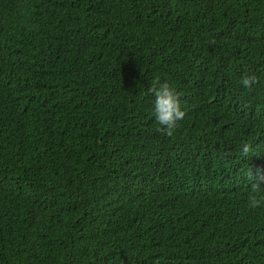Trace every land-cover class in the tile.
<instances>
[{"label":"trees","instance_id":"1","mask_svg":"<svg viewBox=\"0 0 264 264\" xmlns=\"http://www.w3.org/2000/svg\"><path fill=\"white\" fill-rule=\"evenodd\" d=\"M261 177L264 0H0V264H264Z\"/></svg>","mask_w":264,"mask_h":264},{"label":"clouds","instance_id":"2","mask_svg":"<svg viewBox=\"0 0 264 264\" xmlns=\"http://www.w3.org/2000/svg\"><path fill=\"white\" fill-rule=\"evenodd\" d=\"M257 81V76L253 74L243 76L241 83L245 88L250 89ZM148 93L155 97L154 118L159 125L156 130L171 137L178 126V122L182 121L186 115L181 108L179 94L167 82L161 83L158 79L153 81L151 87L148 88ZM252 150V145L245 143L240 150L241 156L247 158ZM248 178H253L251 170L248 172ZM262 181H264V177H261L251 186V193L248 197V204L251 208L264 204V195L261 194V189L264 187L260 186Z\"/></svg>","mask_w":264,"mask_h":264}]
</instances>
